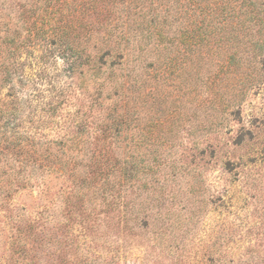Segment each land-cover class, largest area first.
I'll return each instance as SVG.
<instances>
[{
    "label": "rangeland",
    "instance_id": "obj_1",
    "mask_svg": "<svg viewBox=\"0 0 264 264\" xmlns=\"http://www.w3.org/2000/svg\"><path fill=\"white\" fill-rule=\"evenodd\" d=\"M119 42L122 66L105 56ZM5 108L4 136L55 154L53 169L0 155L2 179L15 165L28 182L0 190V264L16 224L58 264H264V0H0ZM111 108L116 171L75 185Z\"/></svg>",
    "mask_w": 264,
    "mask_h": 264
},
{
    "label": "trees",
    "instance_id": "obj_2",
    "mask_svg": "<svg viewBox=\"0 0 264 264\" xmlns=\"http://www.w3.org/2000/svg\"><path fill=\"white\" fill-rule=\"evenodd\" d=\"M118 49H121L120 51H116V53H109L106 52L105 56L112 57L115 56L116 60L118 62L114 61L112 64L115 65H121L123 63L128 62L129 58L124 57L128 55L129 53L125 52L126 46H123L120 48V42L117 45ZM128 49V48H127ZM109 51V49L107 50ZM112 51V50H111ZM115 54V55H114ZM8 111L5 109H0V155L1 154H8V152H12L13 154L17 155L16 161H19L20 163H24L25 165H28L29 162H33L35 164H38L39 167H51L53 169L54 162L51 163V157L53 158V154H55L53 151H49V153H38L37 150L30 151L28 148H26V145L21 143V139L19 137H15L14 139L10 138L9 136H4L7 132V130H3V127L5 128L6 125L10 124V118H8L4 121V123H1L2 119H5L6 113ZM118 122L121 123L122 120L115 114V108H111V110L107 113L105 116V120L100 122V124L97 125V134H95V139L97 140L96 144L97 146L93 150L91 154V162L86 163V165L89 167V171L84 175L83 178H80V176H77L76 178L74 175L73 182L75 185H81V183H95L97 180L101 183V185H109L108 178L115 173L116 171V162L112 161L113 155L109 154L110 150H102V144L99 143L100 140L106 139L108 136H110L111 131L113 129H116L118 126ZM84 124L80 123L78 126V131L83 130ZM71 140L77 141V143L80 141L77 137L71 138ZM99 145V146H98ZM17 148V149H16ZM7 151V152H6ZM79 152V151H78ZM66 152L64 151L62 153V156ZM58 155V154H57ZM59 158H57V161H59V164L55 167L56 171H62L65 174L68 173L67 170L70 169L73 173L76 168V163L73 160V157L71 158H62L60 155H58ZM44 159V160H42ZM50 161L51 164H48ZM19 168H16L15 165H12V172H14V177L7 181L1 178L0 174V190L4 193V199H8L11 197L12 192L16 188H23L27 185V181L25 182L26 177L21 178L22 171L24 169L23 166H18ZM46 169V168H44ZM2 174H6L7 171H1ZM11 175V173H9ZM24 181V182H23ZM77 183V184H76ZM110 187L107 186L105 192H108ZM84 194V193H83ZM82 196V194H81ZM77 196V197H81ZM70 198V197H69ZM114 202L113 200H108L105 202L106 205L110 206ZM80 215L84 221H90L92 219V212H89L87 214H84L83 212H80ZM17 230L24 233L25 235L19 236V242H17V248H15V241L13 243V255H12V262L11 264H58V262L55 261V254L56 250H54V240H45L43 241L44 237H41V234L39 236H30V234H36L34 229L35 225L28 224V225H21L16 224ZM85 228L88 229L87 224H85ZM50 230V229H49ZM32 231V232H30ZM30 232V233H29ZM28 233L29 235H26ZM18 237V238H19ZM39 241V244H37ZM51 243V244H49ZM44 252L47 256H49L48 260L44 263H38L36 260V257ZM15 255H17L15 257ZM51 259V260H50ZM66 262H72L70 264H77V262L70 261L69 259L64 260V263ZM63 263V262H62Z\"/></svg>",
    "mask_w": 264,
    "mask_h": 264
}]
</instances>
